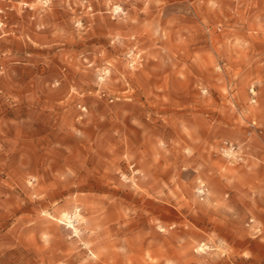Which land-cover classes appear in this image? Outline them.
<instances>
[{"label": "rangeland", "instance_id": "obj_1", "mask_svg": "<svg viewBox=\"0 0 264 264\" xmlns=\"http://www.w3.org/2000/svg\"><path fill=\"white\" fill-rule=\"evenodd\" d=\"M171 1L0 0V264L236 257L216 243V180L264 146V0ZM130 97L143 100L141 120ZM55 111L64 126L74 124V138L114 152L95 154V177L84 179L93 184L63 186L67 198L52 184L37 198L29 182L27 197L2 151L14 121ZM92 118L124 137L80 129ZM222 141L242 160L220 154ZM252 218H238L247 230L241 243L261 253ZM186 230L203 242L186 243Z\"/></svg>", "mask_w": 264, "mask_h": 264}, {"label": "crops", "instance_id": "obj_2", "mask_svg": "<svg viewBox=\"0 0 264 264\" xmlns=\"http://www.w3.org/2000/svg\"><path fill=\"white\" fill-rule=\"evenodd\" d=\"M173 1L169 3H174ZM182 1L185 6L186 0ZM185 69L186 66L183 73H186ZM170 78L174 79V75H171ZM128 100L136 106L135 119L141 120L142 109L137 105L141 106L143 100L138 97H130ZM77 104H80L79 101ZM187 104H192V102L186 100ZM76 115L74 114V117ZM87 116L89 117V114ZM39 117L38 119L22 118V120L14 121V133L7 138L8 146L5 151H2V154H4L3 162L10 170L12 183L27 197L30 190L28 184H31L32 187H36L34 195L37 198L41 195L38 189L42 186L48 184L58 186L60 187V196L57 197L59 200L67 198L66 195H68L67 192V194L62 193L63 186L69 185L77 188L80 185L93 184V182L84 180L95 177L91 173L95 168L90 165V161L101 159L95 155L97 153H113L114 151L111 149L113 144L110 146L105 144L95 150L90 149L84 142L73 137L71 129L74 124L63 125V114L55 111L39 115ZM105 118L107 122L116 120L112 115L105 116ZM85 121L80 128L83 131L89 129L103 131L105 129L108 136L119 134V140L124 137L120 133L121 129L112 123L107 124V128H104L103 124L93 118ZM135 132H138L141 145L142 133L137 128H135ZM250 154L253 159L247 166H239L233 169L228 177L216 180L219 188L215 200L216 243L221 248L226 247L236 253V257L231 258L230 261L223 257L220 258L222 264H264V146L254 148ZM27 178L33 180L30 181ZM27 182L29 183L27 184ZM74 192L78 194V189ZM73 194L71 193V197ZM240 217L254 218L252 219L255 222L251 227H258L257 229L263 235L261 253L256 252L253 246L241 243L243 239L247 238V230L239 226L238 218ZM259 226L261 227L259 228ZM190 233V230H186V243L203 242V236L194 235L193 237ZM244 252L245 255H243ZM43 263L46 264L47 260L44 259Z\"/></svg>", "mask_w": 264, "mask_h": 264}, {"label": "built area", "instance_id": "obj_3", "mask_svg": "<svg viewBox=\"0 0 264 264\" xmlns=\"http://www.w3.org/2000/svg\"><path fill=\"white\" fill-rule=\"evenodd\" d=\"M131 54H132V52H131ZM131 63H132V65L136 64V61L133 60V57L131 58ZM205 92H206V90L202 91V93H205ZM249 94L251 97L250 98L251 102H255L256 92H255L253 86L249 88ZM218 151L220 154H222L223 156H225L227 158H232V159L237 160V161L242 160V157L239 156V154H238V147L231 142L222 141L218 146ZM195 193L197 194V196L199 197L200 200H203L204 196L206 195V189L204 187V184L199 183L195 188ZM250 223H252V220H249V224ZM256 231H258V229H256Z\"/></svg>", "mask_w": 264, "mask_h": 264}]
</instances>
